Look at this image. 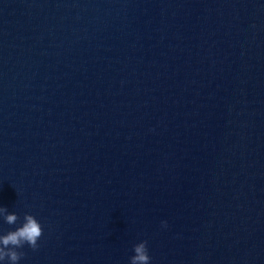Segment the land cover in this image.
Here are the masks:
<instances>
[{"label": "clouds", "instance_id": "obj_1", "mask_svg": "<svg viewBox=\"0 0 264 264\" xmlns=\"http://www.w3.org/2000/svg\"><path fill=\"white\" fill-rule=\"evenodd\" d=\"M0 216L8 225H15L20 219L16 213H9L6 208L0 207ZM167 226L166 222H162ZM43 235L40 222L31 214H25L23 222L6 234H0V262L18 264L25 255L19 249L28 245L32 250L39 248L38 241ZM134 255L130 257V264H150L151 257L148 254L147 241H142L133 246Z\"/></svg>", "mask_w": 264, "mask_h": 264}]
</instances>
